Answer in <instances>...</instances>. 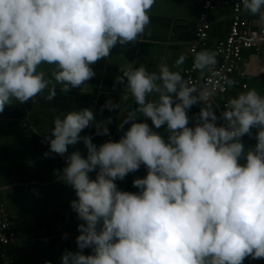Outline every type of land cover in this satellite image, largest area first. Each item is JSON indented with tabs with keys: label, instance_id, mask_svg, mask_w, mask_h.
I'll return each instance as SVG.
<instances>
[{
	"label": "clouds",
	"instance_id": "1",
	"mask_svg": "<svg viewBox=\"0 0 264 264\" xmlns=\"http://www.w3.org/2000/svg\"><path fill=\"white\" fill-rule=\"evenodd\" d=\"M155 2L0 0V113L13 100L35 102L46 89V99H53L55 85H62V92L81 88L96 75L91 66L108 58L117 44L139 41ZM242 4L264 19V0ZM216 57L214 51L200 50L193 66L203 71L217 63ZM184 60L183 55L177 59V69ZM42 64L53 66L51 78L40 70ZM157 68L149 72L143 64L130 63L116 77L114 87L126 81L123 99L131 94L136 105L117 126L123 133L119 140L97 145L91 135H81L93 121L96 135H110L111 120L97 121L90 108L53 118L51 135L42 141L49 144L45 156H65L58 180L74 189L70 207L82 221L75 238L78 251L65 250L61 264H243L247 257L264 259V95L255 88L240 92L227 101L219 118L211 105L201 107L189 126L187 112L202 95L179 70L163 62ZM150 94L156 99H148ZM104 108L119 104L108 99ZM218 119L224 124L217 125ZM162 127L167 139L157 131ZM244 135L256 144L245 148ZM80 141L86 156L79 149L69 153V146ZM141 165L146 175L132 182L138 191L119 189L116 181ZM85 248L91 254H84Z\"/></svg>",
	"mask_w": 264,
	"mask_h": 264
},
{
	"label": "crops",
	"instance_id": "2",
	"mask_svg": "<svg viewBox=\"0 0 264 264\" xmlns=\"http://www.w3.org/2000/svg\"><path fill=\"white\" fill-rule=\"evenodd\" d=\"M203 9V0H156L149 13L151 23L139 41L123 46L117 44L108 58L91 66L96 75L81 88L62 92V85H55L53 79V99H46L50 91L46 89L35 98V102L13 100L0 113V209L14 232L13 239L5 245L4 250L0 244V264H3V252H6L12 264H61L65 250L78 251L75 238L79 235L77 225L82 221L78 220L70 207V201L76 199L75 191L58 180V170L66 166V159L55 153L45 156L49 152V144L42 142L46 135H51L54 116L69 110L90 108L97 121L106 123L111 120L107 123L110 135H96V121L81 135H91L97 145L109 139L119 140L123 133L118 131L117 126L136 105L131 94H128L127 100L123 99L126 81L124 85L116 84L114 87L116 77L122 76L123 68L130 63L134 66L143 64L152 72L158 71L157 65L162 62L173 71L179 70L183 77L184 68L189 62V46L195 39V27ZM207 17L210 22L208 36L206 44L199 49L216 52L215 43L228 33L232 10L219 6L209 11ZM240 18L243 28L264 27V19L259 14L246 11L243 5ZM257 45L258 50L254 47L242 49V58L229 79L235 84L229 86L227 83L226 90L213 97L214 102L228 101L251 88L264 95V36L259 37ZM181 55L185 56V60L177 69L176 61ZM216 59L215 65H218L221 60L218 53ZM52 67L48 64L40 66L46 78H51ZM209 69H197L196 75L202 77ZM108 99L118 103L119 108H104L101 111ZM148 99H156V95L150 94ZM201 107V103H197L188 110L189 126L195 123ZM138 119L145 120L142 116ZM146 122L152 126L150 119ZM129 126L126 124L125 130ZM157 131L165 138L168 135L165 127ZM252 131L255 133L257 129ZM241 140L245 148L256 144L255 138L248 135ZM76 149L86 156L87 149L82 141L70 145L68 151L70 153ZM143 168L141 165L137 172L129 173L123 181L117 180L118 188L138 191L132 182L136 177L142 178ZM89 175L95 178V172ZM83 252L91 254V249L85 248ZM243 264L261 263L259 259L247 257Z\"/></svg>",
	"mask_w": 264,
	"mask_h": 264
},
{
	"label": "built area",
	"instance_id": "3",
	"mask_svg": "<svg viewBox=\"0 0 264 264\" xmlns=\"http://www.w3.org/2000/svg\"><path fill=\"white\" fill-rule=\"evenodd\" d=\"M216 3L231 4L232 18L229 31L224 39L218 40L215 43V50L221 56L218 65L210 67L207 73L202 77L196 75L197 69L194 68V53L200 51L199 47L206 44L208 29L210 22L207 17L209 10L215 7ZM242 0H203V11L198 16V21L195 27V39L189 46V62L184 68L183 78L186 82L197 89V94L202 95L200 101L202 107L211 105L217 117H220L221 112L227 101L216 103L213 97L220 92L226 90L229 73L236 69L238 61L242 58L241 51L243 48L254 47L258 50L257 40L264 36V27L260 28H243V22L240 18V9ZM264 54V49H263ZM264 81V74H263ZM217 125L224 124L223 119L216 121ZM167 139V137L165 138ZM147 169L143 168L142 178L146 175ZM7 227H3L4 225ZM14 237V232L11 224L0 209V244L5 248V245L11 242ZM3 264H12V260L3 252ZM261 264H264V259H259Z\"/></svg>",
	"mask_w": 264,
	"mask_h": 264
},
{
	"label": "trees",
	"instance_id": "4",
	"mask_svg": "<svg viewBox=\"0 0 264 264\" xmlns=\"http://www.w3.org/2000/svg\"><path fill=\"white\" fill-rule=\"evenodd\" d=\"M243 5V4H242ZM242 5H241V7H242ZM219 6H224V7H226L228 10H232V5L231 4H221V3H216L215 4V7L212 9V10H214V9H216L217 7H219ZM212 10H209V11H212ZM230 23H231V20L229 21V27H230ZM229 27H228V31H229ZM217 52V51H216ZM234 72V70L231 72V73H229V75H228V79H230V76L232 75V73Z\"/></svg>",
	"mask_w": 264,
	"mask_h": 264
}]
</instances>
